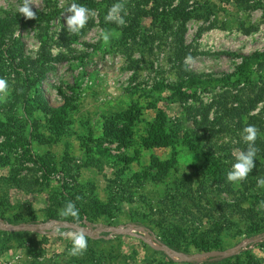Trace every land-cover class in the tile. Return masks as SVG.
Returning <instances> with one entry per match:
<instances>
[{"label":"rangeland","instance_id":"374dc122","mask_svg":"<svg viewBox=\"0 0 264 264\" xmlns=\"http://www.w3.org/2000/svg\"><path fill=\"white\" fill-rule=\"evenodd\" d=\"M108 1L94 0L95 17L72 34L66 10L74 0H30L37 18L16 22L0 42V78L9 85L0 100V264H264V185L257 183L264 161L255 157L246 180L228 182L242 133L226 119L227 131L216 126L212 135L199 126L201 112L224 90L242 99L256 93L264 71L253 63V86L209 81L181 89L191 95L181 100L172 35L178 20L140 17L132 28L124 19L118 29L103 22L104 10L120 2ZM143 1L123 0L125 16ZM147 1L141 7L158 4L159 11L179 2ZM23 3L0 0V18L19 15ZM188 9L184 44L197 53L184 60L189 71L219 79L235 71L240 55L264 51V0H190ZM48 16L54 17L46 22ZM250 26L257 30L245 34ZM40 36L52 55L64 57L41 83L45 97L52 104L64 97L74 102L59 135L42 112L25 105L23 72L4 49L18 42L23 55L35 59ZM132 105L139 117L129 144L103 138L104 125L126 124L123 113ZM215 108L209 120L220 114ZM158 109L173 143L146 149L140 138ZM251 115L264 117V95ZM98 143L110 155L100 153ZM155 159L170 161L162 178L151 169ZM214 163L223 170L218 177L209 172ZM68 201L79 209V223L58 215ZM57 228L86 231L83 256L68 254L71 240ZM167 242L180 256L159 250ZM206 253L224 255L196 257Z\"/></svg>","mask_w":264,"mask_h":264},{"label":"trees","instance_id":"16d2710c","mask_svg":"<svg viewBox=\"0 0 264 264\" xmlns=\"http://www.w3.org/2000/svg\"><path fill=\"white\" fill-rule=\"evenodd\" d=\"M115 0H109L108 3H112ZM190 0H179V2L174 6L169 3L167 9L163 5L158 4L153 5L149 9L141 7L142 3L148 4L147 0L143 1L141 4L129 9L130 16H125L121 13L123 18L129 22V27H132L137 23V19L140 17L150 16L152 19H157L158 17L163 18V20L168 22V19L178 20V24L172 31L173 35V54H175V69L178 78V92L180 99H188L191 95L181 91V89L189 90L198 85H203L205 82L212 81L216 86L220 83L222 85L234 84L242 86H253V76L254 69L253 63H256L258 70L264 71V51L255 52L251 55H240L241 63L236 67L235 71L230 74H224L219 79H208L206 80V74L194 73L188 70L187 65L184 60L187 57H193L196 55V51L192 50L190 46L184 44V34L186 31L185 23L190 17L191 11L188 9V3ZM75 3L83 4L89 9H95L96 4L94 0H74ZM108 9L104 10L105 16L108 13ZM54 16L42 17L46 22L53 18ZM16 22L29 23L30 19L22 17V15H5L4 18H0V42L4 44V40L12 35V27ZM106 25L117 27L116 22H106ZM169 26V25H168ZM209 27H213L212 24ZM118 28V27H117ZM170 28V27H169ZM208 28V27H207ZM119 29V28H118ZM43 30V29H42ZM257 30V27L250 26L244 30L245 34H250ZM45 33V30H44ZM42 36H40V39ZM144 39V38H143ZM18 41V40H17ZM40 49L35 59L25 57L22 52V45L16 42V47L19 49L12 48L10 46L5 47V52H9L10 61L13 62L14 58H17V64L15 68L23 72V100L25 105L40 111L47 117V122L57 135L61 134L64 126L67 123L69 113L74 109V102L68 97H64V102L60 104L49 103L44 95L41 88V83L45 78L47 72L52 70L54 63L60 62L64 59L63 56H54L46 48L45 42L41 39ZM12 48V49H11ZM261 86L258 88L256 93L251 92V95L246 96L244 99L233 93L232 91L224 90L219 95V100L215 101L213 104L216 106L215 111L220 112L216 115L213 120H209V112L214 105L207 106L201 112V123L199 126L204 127L205 132L210 131L211 135L215 133L216 126L219 130L227 131V127L222 122L226 119L229 122H233L236 129L243 133V129L248 125H254L258 128L259 134L255 142V146L258 149L256 157L264 161V117L251 115V112L255 109L256 105L262 99L264 95V79L258 81ZM224 100H229L231 105L227 106ZM200 113V111H199ZM139 117V108L137 105H132V107L125 113H123V119L126 124L121 128H113L109 124L104 125L103 128V138H113L116 139L121 145L127 146L129 144L128 139L132 135V124ZM229 119V120H228ZM196 122V121H195ZM197 124V122H196ZM101 142V141H100ZM173 143L172 138L166 133V119L165 114L161 109H158L152 122L147 125L146 133L140 138V144L146 149L153 148H166ZM98 151L102 154L110 155L109 151L98 143ZM239 150H246L247 144L243 139L238 143ZM127 161V160H125ZM170 161L161 162L155 159L151 164V169L155 172L158 178L165 176L168 168H170ZM222 168L219 164L214 163V167L209 168V172L212 176L218 177L222 174ZM4 219L0 218V224ZM167 246L172 250H178L173 243L167 242ZM245 251L244 253H246ZM247 254V253H246ZM248 255V254H247Z\"/></svg>","mask_w":264,"mask_h":264},{"label":"clouds","instance_id":"9594fccd","mask_svg":"<svg viewBox=\"0 0 264 264\" xmlns=\"http://www.w3.org/2000/svg\"><path fill=\"white\" fill-rule=\"evenodd\" d=\"M30 0H24L22 6L18 11L20 15L26 19H36V13L30 7ZM126 5L123 0L115 3L105 16L106 22H116L119 25H124L126 22L121 13L126 14ZM66 25L69 33L79 34L81 30L86 26L90 18L95 17L94 10L87 8L83 4L72 3L66 10ZM110 34L105 32L103 34V40L109 41ZM192 58L187 57L186 61H190ZM9 95V85L6 79L0 78V100L5 99ZM259 130L254 125H248L243 129L242 139L247 144L246 150L239 152L236 157L235 163L232 164L231 169L227 172V180L230 183L240 182L247 179L249 174L253 171L256 160V154L258 149L255 146V142L258 138ZM258 185H264V178L257 181ZM79 199V197H77ZM58 215L62 218L72 217L77 223H79V209L76 207L75 202L68 201L59 210ZM85 230L76 231H61L56 229V234L60 237H68L71 240L72 247L68 250V254L73 257L83 256L88 249V238L85 234Z\"/></svg>","mask_w":264,"mask_h":264},{"label":"water","instance_id":"95a60500","mask_svg":"<svg viewBox=\"0 0 264 264\" xmlns=\"http://www.w3.org/2000/svg\"><path fill=\"white\" fill-rule=\"evenodd\" d=\"M21 227H17V229H20ZM154 246V245H153ZM160 251L164 252V253H167V254H173V255H176V256H180V254H178L177 252L173 251L172 249L168 248V247H162L159 249ZM214 254H222L224 255L223 253H206V254H202V255H196L197 258L199 257H205V256H212Z\"/></svg>","mask_w":264,"mask_h":264}]
</instances>
